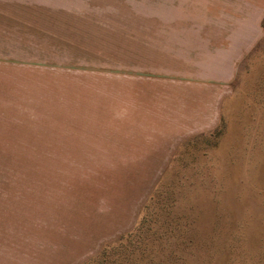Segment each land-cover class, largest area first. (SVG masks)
<instances>
[{
	"label": "rangeland",
	"instance_id": "rangeland-1",
	"mask_svg": "<svg viewBox=\"0 0 264 264\" xmlns=\"http://www.w3.org/2000/svg\"><path fill=\"white\" fill-rule=\"evenodd\" d=\"M0 264H264V0H0Z\"/></svg>",
	"mask_w": 264,
	"mask_h": 264
}]
</instances>
